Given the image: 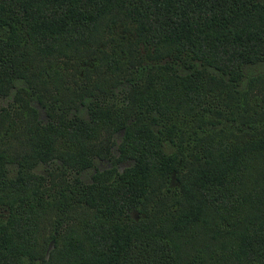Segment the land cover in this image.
I'll return each instance as SVG.
<instances>
[{
  "label": "trees",
  "instance_id": "obj_1",
  "mask_svg": "<svg viewBox=\"0 0 264 264\" xmlns=\"http://www.w3.org/2000/svg\"><path fill=\"white\" fill-rule=\"evenodd\" d=\"M54 65L84 82L120 72L133 101L113 122L117 159L133 163L75 179L68 207L88 217L45 234L16 212L40 194L22 166L84 169L109 152L93 138L102 120L65 121L67 106L30 88ZM14 88L22 124L0 116V135H15L0 153V264H264V0H0V94ZM33 102L50 124H34Z\"/></svg>",
  "mask_w": 264,
  "mask_h": 264
},
{
  "label": "rangeland",
  "instance_id": "obj_2",
  "mask_svg": "<svg viewBox=\"0 0 264 264\" xmlns=\"http://www.w3.org/2000/svg\"><path fill=\"white\" fill-rule=\"evenodd\" d=\"M43 67L44 65L40 69L41 72ZM53 69V73L51 75L46 74L47 76L34 73L30 79V88L40 91L42 96L46 98L45 100L51 101L54 106L60 104L67 106L69 111L64 114L65 121L87 119L91 116L102 120L97 123L93 138L100 140L107 137L109 152L105 156L92 157L91 165L84 169H79L71 162L56 156L46 161L25 163L22 166L27 173L21 175L24 178L32 176L30 182L38 185L40 194L37 196L36 204L33 201L25 202L26 207L23 210L17 209L16 212L17 214H23L22 216L31 217L36 222L34 231H40L45 234L48 232L59 234L62 230L68 228L70 224L77 226V224H82L88 217V210L74 208L73 205L68 207V204L73 200H71L68 190L75 179H78L81 183H89L91 175L96 170L115 167L117 172H121L133 163L130 159L122 161L117 159V145L120 141L121 130L116 129L113 122L116 117H121L128 110L133 101V98L128 97L129 86L122 83L120 72L112 73L110 68L103 66L100 72L92 74L84 82L79 77L74 76L71 69L64 70L57 65H54ZM15 89H12L7 94H0V116H3L5 122L13 121L19 125L20 123L22 124V116L19 110H16V106L13 105ZM133 95L135 100H137V93ZM81 98L91 101L89 107H81L79 104ZM206 101L209 102L208 97ZM32 104L38 110L34 124H50L52 121L51 116L39 108L35 102ZM201 105L195 106V108L200 109ZM97 106L104 108L102 114L94 113L93 110ZM185 107L187 105L182 102L179 110L186 112ZM3 110H6L7 113L5 114ZM20 132L21 129L16 130L15 133L19 134ZM14 136L0 135V153L2 156L11 151L10 146L14 147ZM23 136L25 137L26 133ZM3 161L7 180L11 186H14L15 180L20 174L18 172L19 166L7 156L4 157ZM65 202L68 203L65 204ZM63 206H66V208ZM32 207L34 208L33 210ZM146 207L151 212L152 205ZM8 212L9 208L7 206L0 205V213L8 214ZM57 214L59 215L57 216ZM137 214V209L132 208L129 212L133 219L137 218ZM66 223L69 226H66ZM51 248L52 244L49 243L46 253ZM44 258H48V254ZM36 262V264H43L39 258H37Z\"/></svg>",
  "mask_w": 264,
  "mask_h": 264
}]
</instances>
